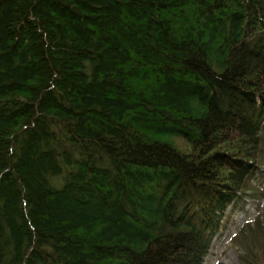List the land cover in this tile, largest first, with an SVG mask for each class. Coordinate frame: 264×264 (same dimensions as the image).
Wrapping results in <instances>:
<instances>
[{
  "label": "trees",
  "instance_id": "trees-1",
  "mask_svg": "<svg viewBox=\"0 0 264 264\" xmlns=\"http://www.w3.org/2000/svg\"><path fill=\"white\" fill-rule=\"evenodd\" d=\"M263 172L264 0H0V264H203Z\"/></svg>",
  "mask_w": 264,
  "mask_h": 264
},
{
  "label": "rangeland",
  "instance_id": "rangeland-1",
  "mask_svg": "<svg viewBox=\"0 0 264 264\" xmlns=\"http://www.w3.org/2000/svg\"><path fill=\"white\" fill-rule=\"evenodd\" d=\"M259 177L256 183L263 194L246 193L239 203L224 210L222 225L211 241L203 264H239L241 248L234 241L235 234L245 227V223H253L257 215L264 216V175Z\"/></svg>",
  "mask_w": 264,
  "mask_h": 264
}]
</instances>
